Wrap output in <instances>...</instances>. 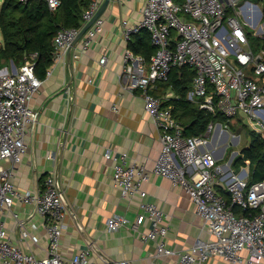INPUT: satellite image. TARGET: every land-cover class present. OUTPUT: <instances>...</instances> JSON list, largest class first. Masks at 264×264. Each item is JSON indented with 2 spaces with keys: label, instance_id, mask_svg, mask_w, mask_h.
Here are the masks:
<instances>
[{
  "label": "built area",
  "instance_id": "obj_1",
  "mask_svg": "<svg viewBox=\"0 0 264 264\" xmlns=\"http://www.w3.org/2000/svg\"><path fill=\"white\" fill-rule=\"evenodd\" d=\"M45 1L51 10L60 5V0ZM102 1L89 0L79 27L57 29L52 62L45 77L64 58L71 42ZM238 1L145 0L141 19L133 25H122L126 42L146 30L155 47L148 61L142 54L125 48L117 78L124 89L140 91L143 108L157 130L161 150L151 168L143 162L127 163L125 155L109 147L103 155L114 161L111 179L123 197L138 194L143 198L146 191L142 184L151 174L169 179L190 196L202 227L212 234V239H198L186 250L169 247L165 240L168 224L164 222V212L147 201L139 203L141 211L130 224L136 230L147 219L150 226L142 233L141 240L154 242L155 257L176 256L179 264H205L213 256L230 263L264 264V179L250 181L248 165L237 171L232 161L221 162L208 149L211 133L217 128L219 136L227 133L228 121L237 115L264 131V80L261 79L264 50L252 49L247 29L239 18L242 5ZM103 22L98 16L84 31L76 42L75 57L88 49L101 32ZM37 56V52L29 53L14 70L0 68V264H133L129 260L104 263L91 260L89 247L72 256L62 254L60 239L66 227V207L58 179L47 175L37 195L29 190L21 191L13 183L14 172L27 150L24 136L36 116L30 102L43 82L34 71ZM98 61L103 65L106 56L102 55ZM184 65L195 71L187 98L198 108L218 112L227 120L210 121L205 132L196 136L184 134V126L173 116L172 108L163 105L166 96L151 92L158 82L168 79L171 69ZM72 99L68 93L69 102ZM218 186L227 191L229 202L218 192ZM15 197L23 203H34L35 211L44 220L47 250L43 257L25 252L8 234L1 215L11 209ZM12 214L21 237H29L27 223L17 213ZM128 223L122 215H111L106 219V229L116 231ZM30 226L36 227L33 223ZM244 250L246 254L242 255Z\"/></svg>",
  "mask_w": 264,
  "mask_h": 264
},
{
  "label": "crops",
  "instance_id": "obj_2",
  "mask_svg": "<svg viewBox=\"0 0 264 264\" xmlns=\"http://www.w3.org/2000/svg\"><path fill=\"white\" fill-rule=\"evenodd\" d=\"M238 2L242 5L239 14L242 23L256 28L255 33L264 37V0ZM144 3L145 0H109L100 15L104 21L102 30L88 49L75 57L78 44L75 43L70 62L65 54L55 63L51 74L42 77L39 91L30 102L36 116L24 136L27 150L12 180L19 190L36 194L47 175L58 179L66 207L60 252L67 256L89 247V258L99 263L129 260L133 264H179L176 256L155 257L154 242L141 240L150 226L147 219L136 230L131 228L141 211V201L151 202L164 212V222L168 224L165 240L169 247L186 250L198 239L213 238L202 227L190 196L163 176L150 175L142 184L146 191L143 198L138 194L123 197L112 183L114 161L103 155L109 147L125 155L127 163L143 162L151 168L160 154L157 130L143 108L140 91L124 89L117 78L123 66V52L128 47L122 37V25H133L141 19ZM145 31L134 34L131 41ZM102 55L106 56L103 65L98 61ZM15 67L10 62L1 68ZM162 88L157 86L154 91L160 97H173L170 89ZM68 93L73 96L71 102ZM237 134L231 133L230 144L237 142L239 137L233 136ZM227 139L228 132L219 136L217 128L210 135L208 149L221 162L232 161L234 168L237 152L224 158ZM244 165L249 169V160L234 169L238 171ZM220 189L226 192L225 196ZM217 190L228 198L224 188L218 186ZM13 212L27 223L29 237H21ZM115 214L124 216L129 223L116 231H107L106 219ZM1 216L13 243L36 257L46 255L44 220L35 211L34 203H23L15 197L11 209L4 210ZM31 223L36 225L34 229ZM205 264L244 263H230L213 256Z\"/></svg>",
  "mask_w": 264,
  "mask_h": 264
},
{
  "label": "trees",
  "instance_id": "obj_3",
  "mask_svg": "<svg viewBox=\"0 0 264 264\" xmlns=\"http://www.w3.org/2000/svg\"><path fill=\"white\" fill-rule=\"evenodd\" d=\"M89 0H60V5L51 10L45 0H2L0 6V68L12 62L19 67L24 57L32 52L38 56L34 67L35 74L42 78L52 62L53 37L60 27H79L82 13L88 7ZM250 40V33L247 30ZM132 40V39H131ZM252 45L255 52L264 50V37H260ZM250 42V41H249ZM128 47L134 53L142 54L148 61L154 53L155 47L151 44L150 34L145 31L137 39L128 42ZM195 71L184 65L171 69L168 79L158 82L156 87L170 89L173 97L163 100L164 106L172 107L173 116L184 126V134L196 136L203 134L210 121H227L218 112H209L198 108L197 104L187 98V93L193 84ZM264 80V75L261 77ZM156 95L158 93L151 90ZM248 147L242 149V156L233 162L234 168L249 160L250 181L264 179V136L252 132ZM225 196L226 192L220 189ZM229 202V195L226 198ZM234 209L239 212L238 207Z\"/></svg>",
  "mask_w": 264,
  "mask_h": 264
},
{
  "label": "rangeland",
  "instance_id": "obj_4",
  "mask_svg": "<svg viewBox=\"0 0 264 264\" xmlns=\"http://www.w3.org/2000/svg\"><path fill=\"white\" fill-rule=\"evenodd\" d=\"M181 1V0H180ZM2 0H0V6H1ZM244 25V23H243ZM244 27H246V29L249 31L250 33V43L252 45H254L257 41V39H259L261 36L257 35L256 32V28L254 27H250L248 25H244ZM0 43H1V34H0ZM228 139H227V145L225 147V153H224V158L226 159L231 152L236 151L237 155L235 158H238L239 156H241V152L243 148H246L249 144V140L251 138L250 134L252 132L256 133V134H261L262 136H264V131H260L258 129V127L256 126L255 123H249L247 121V119H245L242 116H236L233 119L228 121ZM231 133L235 134V133H239L240 137L238 138L236 143H229V141H231ZM234 158V159H235Z\"/></svg>",
  "mask_w": 264,
  "mask_h": 264
},
{
  "label": "water",
  "instance_id": "obj_5",
  "mask_svg": "<svg viewBox=\"0 0 264 264\" xmlns=\"http://www.w3.org/2000/svg\"><path fill=\"white\" fill-rule=\"evenodd\" d=\"M109 0H103L101 5L99 6L98 10L95 12V14L92 16V18L83 26V28L79 31L78 35L76 36V38L71 42L70 47L66 53V57L68 59V61L70 62V52L72 47L75 45V43L79 40V38L81 37V35L84 33V31L93 23V21L100 16L104 9L106 8V6L108 5ZM57 179V178H56ZM38 193H36L35 195H37ZM63 196V195H62Z\"/></svg>",
  "mask_w": 264,
  "mask_h": 264
}]
</instances>
